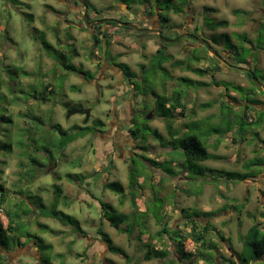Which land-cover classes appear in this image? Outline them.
Returning <instances> with one entry per match:
<instances>
[{"label": "rangeland", "instance_id": "obj_1", "mask_svg": "<svg viewBox=\"0 0 264 264\" xmlns=\"http://www.w3.org/2000/svg\"><path fill=\"white\" fill-rule=\"evenodd\" d=\"M68 1L71 4L74 3L73 0ZM184 1L187 2L182 5ZM89 2L91 9L93 8L97 12V18L120 17L118 11H113L119 2L127 7L133 4L136 8H139V5L144 6V4L154 5V0H89ZM58 5L55 0H0V64L8 71L6 74L3 68L0 73L2 82L0 95L5 96V101L0 100V117L11 116L14 121V124L0 121V141L13 140V144H15L11 154L7 155L0 150V195H3V198L7 200L6 203H10L8 206L22 203L24 212H32L30 206H33L36 210L34 213L39 214L38 216L34 214L29 226L25 225L26 219L24 223V218L21 222L17 221L22 231L30 234V238L21 237L22 243H26L29 239L35 243L41 257L39 264H264V260L256 263L248 261V255L243 250V241L248 229L254 224H261L260 226L264 229L263 202L258 201L257 192L253 186H250L253 185L252 183H250V187H246L249 181H253L255 178L248 177L239 181L227 176L228 173H236L249 174L254 177L260 170V173L262 172L263 169L256 167L255 170L254 167L247 166H250L256 158L264 157V152L260 154L259 148V141L264 140V131L251 126L239 135L234 124L236 119L231 115L229 119L226 116L228 112L235 109L233 104L225 102L222 105L227 112H225V126H219V130L224 131V134H218L213 139L214 155L211 163L213 170L208 173L199 174L198 166L182 162L181 167L191 168L192 172L185 178L171 179L168 170L177 172L179 166L172 169L165 168L163 165H159L157 151L152 156L150 153L141 151L129 159L125 157L122 163L115 162L117 167L111 172L110 181L122 185L123 195L105 190L103 192L105 195L101 193L97 196V201L89 200L86 203L88 206L80 204L78 201L84 197L78 194V188L76 189L77 186L75 187L72 182L83 181L85 175L92 172L94 161L99 160L96 163L98 166L99 162L104 160V156L108 155L105 151V141L108 135L98 137L95 134H87L70 143L62 154L51 152V156L47 159L44 158V155H49V153L34 154L36 152L29 149L27 153H32V156L35 155L41 163L46 164V169L36 170L33 180L23 178L21 169L18 167L19 155L22 153L18 143L25 142L27 137L23 138V132L18 130L24 122L19 115L26 114L32 109L26 110L25 103L18 101L11 103V100L18 98L23 101L31 98L34 94L39 95L42 87L46 84L40 78L31 82V76L45 75V71L52 64L50 52L45 51L43 46L44 40L41 36L43 30L40 25L44 23L50 27L54 26L52 23L54 17L50 14V9L61 10L62 7ZM156 5L161 10H179L182 12L181 17H185L186 14L190 18L192 17L196 23L198 21L196 17L200 16L201 25L207 29L205 37L208 40L212 39L215 44L212 48L232 50L234 53L231 54L230 61L238 67H245L246 60L251 59L249 63L247 62L248 68L255 73L259 82H264V67L262 70H256L255 59H252L258 49L264 46L263 35L255 38L258 26L255 21L264 18V14H261L264 12V0H165L159 4L157 2ZM90 15L95 18L92 12ZM43 17V21H40ZM172 18L176 22L180 21L173 16ZM223 21L227 22L226 27L219 25ZM181 28L190 34H198L204 30L203 28L195 30L193 27L186 29L181 23L177 26V30H170V27L164 29V38L167 40L177 39ZM109 32L110 42L113 41L110 49L111 55L121 56L120 61L132 65L135 71H137L135 67L137 63L145 58H150L155 52L156 41L153 40V35L140 36L132 30L115 25ZM70 33L74 36V41H68L70 46L63 47L62 50L67 60V66L73 69L75 74L79 72L76 74L79 78L81 74L85 73H80L81 69L78 64L81 63L86 70L94 68L92 59L95 58L94 55L91 56L93 51L91 54L88 53L92 48V37L87 30H71ZM244 34L248 39L246 42L239 39V36L242 37ZM47 36V39L52 40L50 32L47 33ZM141 45L145 47L142 48ZM189 45H192L189 41L181 40L179 43L166 46L167 54L172 55L171 58L175 61L186 62V57L193 52L188 48ZM200 49L196 48L199 54ZM221 50L217 52H221ZM248 50L251 51L252 56H247ZM97 51L96 55L100 56L101 51L99 49ZM107 59L109 60V58ZM114 59L116 58H112V60ZM205 63L202 64L205 65ZM194 65L195 63L190 62L189 68L193 70ZM180 66V69H174L170 63L166 64V69L171 75L168 86L174 87L179 84V81L181 82L180 89L187 91L181 102L187 108L191 106L193 100L197 106L204 105L207 95L204 93L194 94L191 88L184 89L196 84L192 81L194 73L186 69L184 64ZM57 71L66 74L68 84L66 83L67 87L64 91L67 97L59 98L60 96H58L57 98L59 108L55 107L54 123L58 122L63 128L72 132L73 126L92 127V123L96 122H102L106 126L112 122L107 104L112 94L108 90L110 82L100 83L101 96L97 102L95 87L86 84L82 86L83 84L79 80L72 74L62 71L61 68H58ZM86 74L85 79H88ZM214 75L216 84L223 85L229 91L236 92L235 94L239 93L240 95L241 93L234 85L248 88V83L237 71L229 70L225 76L216 73ZM73 86L75 89H72ZM76 88H79L80 92L75 93ZM155 90L156 94L161 92L157 87ZM223 91L225 94L227 93L226 90ZM248 91L249 88L246 92ZM211 93L210 99L212 98L216 102L221 90L214 87L211 89ZM138 101L141 105L134 108L135 121L140 119L141 122H144L143 118L138 116L143 117L145 112L155 105V100L152 96H148L144 100L139 98ZM232 101L236 103L239 99ZM80 105L83 108L91 109L88 120L90 125L83 124L84 117L80 114L70 115L67 118L69 112L77 109ZM142 105L146 108L144 109ZM28 106L30 107V103ZM31 106L44 109L46 104L39 103L37 106L35 104ZM239 112L241 111L239 110ZM213 113L217 115L216 106L213 108ZM116 117L117 119L113 120L114 125L117 122L130 121L129 113L123 115L118 113ZM219 118L215 116V121H219ZM157 119L152 116L147 123L151 130L160 134ZM26 123L27 127L32 126L30 119L26 120ZM45 124L48 125L46 121ZM102 129L105 131V127ZM1 131L5 133L3 138ZM122 134L128 138L125 129ZM28 140L30 141L31 138ZM154 143L151 135L147 136L146 143L138 141L140 147L142 145L156 146ZM142 159L146 160L147 164L143 163ZM50 165H55V167H49ZM159 169L164 170L163 175ZM128 174L132 178H130L132 187L128 185ZM178 175L180 177L183 174ZM262 185L264 193V181ZM55 188L60 189L56 209L63 212L64 215L56 213L58 214L57 219H46L42 216L41 211H44L43 208L51 211V204L56 198ZM103 200L113 204L114 208L100 209L99 204ZM121 214L126 217V220L119 227L102 223L105 219L103 217L118 218ZM0 222L3 227L6 226L7 221L1 211ZM196 224L208 226L209 230L204 241L212 250L205 247L199 249L191 240H186L183 244L184 250L191 253V256L181 258L176 250V241L171 239L175 238L172 236V232L176 229L182 233L189 232L191 225ZM98 230L102 234L99 235ZM161 230L165 231V234L159 237L157 233ZM14 243L13 238L0 232L1 245L14 249ZM197 248L199 249L198 253H196ZM156 250L163 254L155 255L154 251ZM10 264H32V262L24 261L22 258L21 262H11Z\"/></svg>", "mask_w": 264, "mask_h": 264}, {"label": "flooded vegetation", "instance_id": "obj_2", "mask_svg": "<svg viewBox=\"0 0 264 264\" xmlns=\"http://www.w3.org/2000/svg\"><path fill=\"white\" fill-rule=\"evenodd\" d=\"M55 1L57 4H59L58 6H61L62 8L61 10L56 8L50 9V14H52V16L54 17V20L52 21L54 26L52 25L50 27L48 24L44 23L40 25L43 30L41 33V36H43L44 40L43 46L45 48V51L50 52L49 56L51 58L52 64L50 68L45 71V75L41 76L35 74L34 76H31V82L32 80L35 81L36 79L40 78L46 84L42 87V90L39 95L34 94L31 96V98L23 101L18 99V102H21L23 104L25 103L26 110L28 108L32 109V111H27L26 113L30 114L29 119L32 123V128L39 126L46 132L56 133V135L59 134L58 130L64 132L66 131L67 133H69L70 130H66L65 128H63L60 123L53 122V113L55 107L59 108L57 98L58 96H60L59 98L67 97V94L64 91L65 87H67L66 85L68 84L66 80V74L59 73L57 69L61 68L62 71L72 74L74 78H76L80 81V83L83 84L82 86L86 84L95 87L97 94V102H99L98 98L101 96L100 83H111L108 86V90L109 92H112V94L110 96V99L107 101V104L109 105L108 113L112 122L106 126L102 122H97V125H94V123H92V127H90L94 129L93 134H95V136L97 135L98 137H102V135H108L105 141V151L108 155L104 156V160L100 161L98 166L96 163H98L99 160L94 161V167L92 172L90 174L85 175L83 181H77L75 183L72 182L75 187L77 186L76 189L78 188V194L83 195L84 197L83 199H80L78 201L80 202V204L82 203L84 205H87L86 203L89 200L97 201V196L105 192V190L107 192L110 191L105 186L109 183H113V181H110V178L112 177L111 172H113L117 167V164H115V162L122 163L125 157L129 159V157L131 158V156H135L138 152L141 151H145V153H150L151 156L155 155V152L157 151L159 165H163L165 168L169 167L172 169L173 167L179 166V170L177 172H172L173 170H168L171 174V179L185 178L186 175L192 172L191 168L181 167L182 162L193 163L198 166L199 174L208 173L213 170L211 166L214 155L213 139L218 134H224V131L219 130V126H225V112L227 111L222 107L223 103L225 104V102L227 104L234 105L235 109L228 112L226 116L229 119L231 115L234 119H236L234 124L236 125L235 127L237 128V131L241 118H247V123H252V126L254 128H256L257 130L264 131V82H259L255 76V73L248 68L247 62L249 63L251 59L246 60L247 62L245 61V67H238L232 64L230 61L231 54L233 55L234 53L232 50H221L216 46L215 48H217V50L212 48V46L215 44L212 39L208 40V38L205 37L207 36V29H204V26L201 25L200 16L196 17V19H198L196 23L195 20L192 19V17L190 18L186 14L185 17H181L182 12L179 10H161L159 7H157L156 3L158 2L159 4L160 2H164L165 0H154V5L144 4V6L139 5V8H136V6H133V4L131 6L129 5L130 7H127L126 5L119 2L113 8V11H118V13H120V17L107 16L105 18H97V12L93 8L91 9V4L89 0H73V4H71L68 0ZM90 12L95 15V18L90 15ZM261 14H264V12H262ZM172 16L180 21L176 22L175 20H173ZM43 19L44 17L40 19V21H43ZM104 21L107 22L104 23ZM99 22H101V24L97 26L92 25L97 24ZM255 22L258 25L255 31V38H259L262 35L264 36V18H259ZM119 23L130 24L136 27L137 30L121 26ZM181 23L184 25V27H186V29L191 27H193L195 30H198V28L204 29L198 34H190L187 33L185 30L183 31L181 28L179 36H183V38L176 42L179 43L181 40H185L187 42L189 41V43H191L192 45H189L188 48L190 49V51H193L199 58L196 61H191L195 63L193 70L199 72H193L194 75H192V81L195 82L196 85H190L192 87H186L184 89L187 90L188 88H191L194 94L196 93L197 95H199L200 93H204L205 95H207V100L205 101L204 105L201 104L200 106H197V104H194L195 100H193L189 108H187L185 104L181 102V100L183 99V95L185 97L187 94V91H183L182 89H180L181 82L179 81V84H176L174 87L168 86V82H170L171 80V75H169L168 70L166 69V64L170 63V65L173 66L174 69H180L181 66L177 64L180 61H175L173 58H171L172 55L167 54L166 46L172 44H166L165 42H162L161 38H159V35L157 34V32L159 31L160 36L163 39L167 40L163 36V30L166 28L168 29L169 27L170 30H177V26ZM223 23V27H226L227 22L223 21ZM114 25L132 30L140 36H145V34L153 35V40L156 41L155 52L150 58H145V60H142L140 63L136 64L135 67L137 68V71L133 70L132 65H128L125 62H121V56L111 55L110 49L113 41L110 42L107 47L103 45V43L108 38L110 29H112ZM71 30H87L88 34H90V37H92V50L90 49L88 53L91 54V52L93 51L91 55H94L95 58L92 59V61H94L92 63V66L94 67L93 70H86L81 63L78 64L81 69L80 73H87L86 76H88V79H85V74H81L78 78L76 74H79V72L75 74L73 69L67 66V60L65 59V55L62 49L63 47L68 48L70 46V44H68V41H74V36L70 33ZM48 32H50L51 36L53 37L52 40L47 39ZM185 35L194 37L196 38V40L190 37H184ZM242 37H244L242 41L244 40V42H246L248 40L245 34L242 35ZM94 45H96L97 47H95ZM206 45L219 56L218 59L209 53ZM141 46L142 48L145 47L143 45ZM99 47H101L102 49L100 56L96 55L98 54V51L96 49H99ZM197 47L199 49L201 48L200 54L196 50ZM218 50H221V52H217ZM160 52L163 53V56L169 57L168 59L160 63V65H158L157 72L155 71V73H153L151 71L153 68L152 64L154 65L152 58L157 55L159 56V54H161ZM184 52L185 49L183 50V53ZM247 56H252L251 51L247 54ZM107 58H109V60ZM112 58L116 59L112 60ZM252 59H255L256 70H262L264 67V46L258 49V52L255 53V56H252ZM203 62H206L205 65L202 64ZM223 63L228 64L232 67L241 68L244 71L234 70L230 67L225 66ZM229 70L237 71L245 80V82L248 83V92H246L248 88H244V86L240 85H234V87H237L239 92L241 93L240 95L239 93L235 94L236 92L234 93L232 91H229L223 85H218L214 82V73L225 76V74L228 73ZM156 79L157 82H155ZM253 79L256 80L257 84H254ZM149 81L153 83L152 88L154 89L155 93L156 87L161 90V92L158 93L156 96L150 91L151 87L148 84ZM229 86L232 85L229 84ZM45 87L46 90H44ZM214 87L221 90V93L219 94L218 100L216 102H214L212 98L210 99V97L212 96L211 89H213ZM72 89H75V86H73ZM223 90H226L227 93L225 94V91ZM74 92H80V89L76 88ZM148 96H152L154 100L157 96H161L163 100H168V102H165L163 107L161 108V106L158 105L155 101V105L150 108L148 112H145L143 117L138 116L139 118H143L144 122H141L140 119V122L135 121L134 108H138L141 105L138 99L141 98L142 100H144ZM173 96H176L175 98L178 100V105H176V102L170 103V99H172ZM237 99H239L238 102L236 101ZM232 100H235L236 103H234V101ZM29 103L30 107L28 106ZM39 103L46 104V106H44L45 108L38 109L33 108L31 106L33 104L37 106ZM172 104L175 107H173ZM214 106H216L217 115L213 113ZM142 107L144 109L146 108V106L144 107L143 105ZM87 109L89 108H83L80 105V107L72 110L71 112L75 110L85 111ZM89 110L91 112V109ZM239 110L241 112H239ZM71 112H69L67 118H69L70 115H74ZM118 113H120L121 115L129 113L130 121L127 120L126 123L117 122L114 125L113 120L117 119L116 115ZM149 113H152V116L158 118L157 120L159 123L160 130V134H158L159 139H153L155 141L154 145L156 146L142 145L140 147L138 141H142H140L139 135H137L140 132V129L147 128L151 132H153V130L149 128L150 126L147 123L148 120L145 118V116H147ZM80 115L84 117L83 124L85 126L90 125L88 123L90 117H88V119L86 120L84 113H81ZM215 116L216 118L220 117L219 121H215ZM35 118H39L40 122L37 120L35 121ZM26 120L28 119L22 118V121L26 122ZM45 121L48 123V125L45 124ZM55 126L57 127L55 130H53V127ZM74 127L78 126H73V128ZM103 127H105V131H103ZM247 127H251V125ZM247 127H245V130ZM124 129L128 133L126 134L128 138H126L122 134V131ZM74 131L75 130H73L72 132L74 133ZM151 132H147V135H150ZM146 142L147 139L145 142L142 143ZM259 144V148L261 150L260 154H262L264 152V140H260ZM198 146L202 148V159L188 160L186 154L188 152H190L191 154L194 153L196 149H198ZM144 147H146L145 150L142 149ZM64 151L65 149L60 154H62ZM255 161H258L259 163H256V165L253 166L254 169L256 170L257 167L263 170L261 173L260 170L259 173L254 177H251L248 174L246 178H255V180H250L248 186L246 187H254L255 192H257L258 201L260 203L262 201L264 206V193L262 192V182L264 181V157L256 158ZM142 162L147 164V161L144 159H142ZM49 167H55V165H50ZM43 169L46 168L44 167ZM163 171L164 170H160L161 175H163ZM174 173H176L177 175H183L178 177L179 175H172ZM52 177L54 176L52 175ZM127 178H129L128 185L132 187L133 184L131 183V177L129 176V174ZM250 183H252L253 185H250ZM103 195L105 194L103 193ZM103 195L102 198L104 197ZM8 204L10 203L4 202L5 206H8ZM120 204L122 203L120 202ZM15 205L19 206L21 211L23 210L22 203H16ZM112 206L113 204H110L105 200H103V202L99 204V207L102 210L104 209V207L114 208ZM31 210L33 211L27 213V215H24L22 217L24 218V223L26 219L25 225L28 226L30 225L32 217H34V214H36V216L39 215L37 214V212L34 213L36 210L33 206H30V211ZM3 216L7 221L6 226L3 228H7L8 220L4 213ZM45 218L49 219L48 217ZM103 218L105 219H103L104 221H102V223L105 222L111 225L109 218ZM21 221L22 219L19 220V222ZM16 237L17 240H15L14 249L10 247L8 248L0 244V254L5 256L6 258V261L3 262V264H10L11 262L18 263L21 262L22 258H24V261L27 260L29 262H32V264H39V260L41 259V257L37 246H35V243L32 242L30 239L26 243H22L23 241L21 237H27V233H25L24 236L17 235ZM4 253H6L7 255H5ZM263 260L264 258L261 261Z\"/></svg>", "mask_w": 264, "mask_h": 264}, {"label": "trees", "instance_id": "obj_3", "mask_svg": "<svg viewBox=\"0 0 264 264\" xmlns=\"http://www.w3.org/2000/svg\"><path fill=\"white\" fill-rule=\"evenodd\" d=\"M168 1V0H166ZM170 1V0H169ZM187 1L182 2V5H184ZM220 26H223L224 23H219ZM226 25V23H225ZM239 39L242 40L244 39V37L239 36ZM111 38H107V40L103 43V45L105 47H107L110 44ZM244 41V40H243ZM97 43V41H96ZM95 47H97L96 45H94ZM98 49V48H97ZM96 49V50H97ZM99 50L102 52L101 47H99ZM249 52V50H248ZM161 54H159V56H155L152 58V61L154 63V65L152 64L153 68H152V72L155 73V71L157 72L158 70V65H160V63H162L164 60L168 59L169 56H163L162 52H160ZM198 58V56L192 52L190 53L189 56L186 57V62H179L177 64L185 65L186 69H189V63L191 61H196ZM4 67L1 66L0 64V73L2 72V69ZM5 69V68H4ZM6 74L8 73V71L5 69ZM192 72H196L199 73L195 70H191ZM25 74V73H23ZM28 75V74H25ZM153 80V79H152ZM150 85V91L155 94V96L157 95L154 92V89L152 88L153 83L151 81H149L148 83ZM0 85H2V82L0 80ZM10 91H12V89H9ZM44 90H46V87L44 88ZM176 96H173L172 99H170V103L172 102H176V105H178V100L175 98ZM5 96L0 95V100L5 101ZM11 103H16L18 101V98H13L11 100ZM155 101L157 102L158 105L161 106V108L163 107L165 102H168V100H163V98H161V96H157ZM173 105V104H172ZM173 107H175L173 105ZM19 117L21 118H30V114H22L19 115ZM245 119V118H244ZM243 118L240 119L239 121V127H238V134L241 135L243 133V131L245 130V126H252L253 124H249L247 123V118L244 120ZM39 121V118H35V121ZM0 121L2 122H7L9 124H14L11 116L10 117H5L2 116L0 117ZM94 125H97V122L94 123ZM101 125V124H100ZM57 126L53 127V130L56 129ZM18 130L23 132L24 136L23 138L27 137V139L25 140V142L22 143H18L21 147V151L22 153L19 155L20 156V161L18 163V167L21 169V175H23V178L29 179V180H33L35 179V174L36 170L37 171H41L45 165L43 163H41L40 159H37V157L34 155L32 156L30 154H28V150L31 149L33 152H36L34 154H38L39 152H46L49 153V155H44V158L47 159L48 157L51 156V152H56L57 154H60L64 149L67 148V146L76 141L77 139L84 137L87 134H93L94 129L90 128V127H74L73 132H69L67 133L66 131H61L58 130V135H56V133H52V132H46L45 130H43L42 128H40L39 126L32 128V126H28L27 127V123L24 122L22 127H20ZM19 131V132H20ZM216 131V130H215ZM214 131V132H215ZM3 133V137H5V133L3 131H1ZM147 132H151L149 129L147 128H142L140 129V132L137 134L139 135L140 141L145 142L147 139ZM217 132V131H216ZM33 134V135H32ZM32 135V136H31ZM150 135L153 137V139L158 140L159 139V135L153 131L150 133ZM33 137V138H32ZM31 138V140L29 141L28 139ZM13 140H10L9 142H1L0 141V150L5 154H11L13 147L15 146V144H13ZM200 148V149H199ZM142 149H146V147L142 148ZM204 151V150H203ZM202 148L200 146H198V149H196V151L194 153H190L188 152L186 154L187 159H195V160H199L202 159ZM44 153V154H46ZM25 162V163H24ZM256 163H259L258 161H252L250 166L247 167H253L256 165ZM29 167H32V169H29ZM227 176L231 179H236L241 181L242 179L246 178L247 175H241V174H236V173H228ZM132 179V178H131ZM132 181V180H131ZM108 190L118 194V195H123L124 193V189L122 187V185L118 182H113V183H109L105 186ZM54 194L56 195V198H54V203H52V208L51 211H47L45 208H43L44 211H41L42 216L44 217H48L51 219H57V215L56 213L62 214L64 215L63 212L58 211L56 209V205L58 204V199H59V194H60V189L55 188ZM4 202L6 203V200L3 198V195H0V211L4 213V215L6 216L7 220H8V226L7 228H3L1 222H0V232L3 233L5 236H10L11 238H13L14 240H17L16 236L17 235H24L25 232H23L20 228V225L17 224V221L22 219V217L24 215H27V212H24L23 210L21 211L19 206H5ZM55 208V209H54ZM41 216V215H40ZM110 220V224L112 226H118L122 223H124V221L126 220V217L124 215H120L118 218H111ZM261 224H254L253 226H251L248 231L247 234L245 236V239L243 241V250H245V252L247 253V260L248 261H252V263H256V262H260L263 258H264V229L260 226ZM200 227V228H199ZM47 229V228H46ZM174 229V228H173ZM209 228L206 225H193L189 232H179L178 229L173 230L172 232V236H174L175 238H171L172 240L176 241V250L178 252V256L179 257H183V258H187L191 256V253H187L184 250V242L186 240H191L193 242V244L196 247H199V249L205 247L209 250H212L211 247L208 245L207 243H205L204 238L206 233L208 232ZM99 234H102V232L100 230H98ZM125 231V230H124ZM130 230L128 229V232ZM163 234H165V231H160L157 233V236L161 237ZM14 236V237H13ZM27 237L30 238V235L27 233ZM43 246L46 247V245L42 244ZM47 248H49V246H47ZM198 249V248H197ZM199 249L197 250L196 253L199 252ZM156 252L155 255L159 256L160 254H163L161 252H159L158 250L154 251ZM148 259V258H147ZM6 261L5 256L0 254V264H3V262ZM247 262V261H246ZM248 264V263H247Z\"/></svg>", "mask_w": 264, "mask_h": 264}, {"label": "water", "instance_id": "obj_4", "mask_svg": "<svg viewBox=\"0 0 264 264\" xmlns=\"http://www.w3.org/2000/svg\"><path fill=\"white\" fill-rule=\"evenodd\" d=\"M84 21H85V16H84ZM110 21H113V20H110ZM106 22H107V21H104V23H106ZM99 24H101V22H99V23H97V24H92V25H93V26H97V25H99ZM119 24H120L121 26L129 27V28H133V29L137 30L136 27H134V26H132V25H130V24H122V23H119ZM157 34L159 35V38H161V41H162V42H165L166 44H174V43H176L178 40H180V39L183 38V36H179L177 39L171 41V40H165V39H163V38L160 36L159 31L157 32ZM184 37H190V38L196 40V38L191 37V36H189V35H185ZM206 47H207L209 53H210L212 56H214V57L217 58V59L219 58V56H218V55H217V54H216L211 48H209L207 45H206ZM223 64H224L225 66H227V67H230V68L234 69V70L244 71V70H242L241 68L232 67V66H229L228 64H225V63H223ZM253 82H254V84H257V82H256L255 79H253ZM71 113H72V114H81V113H84V115H85V119L87 120L88 117H89L90 110H89V109H87V110H85V111H82V110H75V111H73V112H71ZM151 117H152V113H149V114L146 116V119H147V120H150ZM4 254L7 255L6 253H4Z\"/></svg>", "mask_w": 264, "mask_h": 264}]
</instances>
